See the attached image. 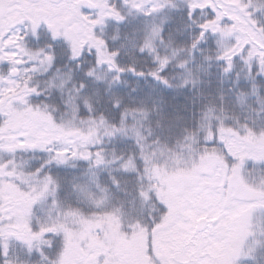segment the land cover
<instances>
[{
  "label": "snow or ice",
  "instance_id": "1",
  "mask_svg": "<svg viewBox=\"0 0 264 264\" xmlns=\"http://www.w3.org/2000/svg\"><path fill=\"white\" fill-rule=\"evenodd\" d=\"M0 264H264V0H0Z\"/></svg>",
  "mask_w": 264,
  "mask_h": 264
}]
</instances>
